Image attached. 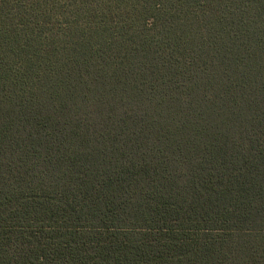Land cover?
Instances as JSON below:
<instances>
[{"label":"trees","instance_id":"trees-1","mask_svg":"<svg viewBox=\"0 0 264 264\" xmlns=\"http://www.w3.org/2000/svg\"><path fill=\"white\" fill-rule=\"evenodd\" d=\"M0 264H264V0H0Z\"/></svg>","mask_w":264,"mask_h":264}]
</instances>
